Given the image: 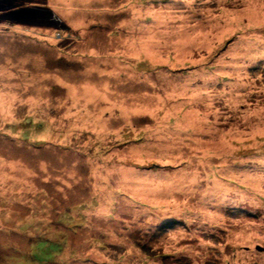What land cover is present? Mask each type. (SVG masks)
I'll use <instances>...</instances> for the list:
<instances>
[{
  "label": "rangeland",
  "instance_id": "obj_1",
  "mask_svg": "<svg viewBox=\"0 0 264 264\" xmlns=\"http://www.w3.org/2000/svg\"><path fill=\"white\" fill-rule=\"evenodd\" d=\"M102 2L0 36V264H264V0Z\"/></svg>",
  "mask_w": 264,
  "mask_h": 264
},
{
  "label": "crops",
  "instance_id": "obj_2",
  "mask_svg": "<svg viewBox=\"0 0 264 264\" xmlns=\"http://www.w3.org/2000/svg\"><path fill=\"white\" fill-rule=\"evenodd\" d=\"M93 1L0 0V36H11L10 34H14V38L17 36L21 37V39H27V35H30L31 32L38 34V31L34 30L55 27L47 24L51 20V17L61 25L62 28L59 29H63L64 27L72 29L85 27L86 21L91 18L92 12L90 7L94 3L98 5L103 4V2L99 3L101 0H97L98 2ZM2 44L7 45L4 42ZM17 44L18 42L15 46ZM2 49H5L7 52L12 51L8 47L0 46L1 51Z\"/></svg>",
  "mask_w": 264,
  "mask_h": 264
}]
</instances>
